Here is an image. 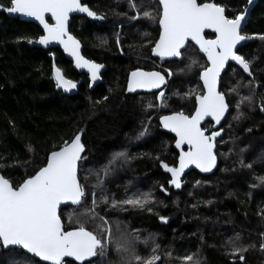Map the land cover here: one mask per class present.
<instances>
[{"label": "trees", "instance_id": "obj_1", "mask_svg": "<svg viewBox=\"0 0 264 264\" xmlns=\"http://www.w3.org/2000/svg\"><path fill=\"white\" fill-rule=\"evenodd\" d=\"M131 2L137 5L139 16L129 0H87L88 8L104 22L71 19L69 30L81 43L83 56L106 66L101 82L91 91L87 77L75 72L58 48L44 51L28 47V39L42 35L38 26L0 14V174L18 185L46 163L50 151L83 130L82 155L86 159L81 162L79 181L87 193L84 204L91 207L95 192L96 212L109 220L115 237L132 243L138 255H159L157 264H184L181 258L186 255H193L198 264H264V250L260 248L264 241V183L258 179L264 177V111L260 110L264 104V41L251 39L238 50L251 61V76L230 65L221 79L220 92L226 97L229 113L220 127L223 136L216 141V171L205 177L191 172L185 177V187L174 192L168 188L169 177L160 166V161L176 164L174 138L159 130L158 118L181 110L186 115L193 113L195 93L203 91L199 74L207 62L190 43L180 62L153 59L158 20L144 17L143 12L155 14L158 2ZM211 2L223 6L229 18L249 7L248 0ZM0 4L10 6V0H0ZM261 33L264 0H252L242 34ZM205 37L213 38L210 34ZM54 66L76 84L73 95L58 89ZM136 69L165 75L167 107L146 108L148 103L160 104L158 93H126L128 75ZM190 91L193 95L186 96ZM242 97L251 99L240 104L243 115L234 120L236 104ZM145 126L147 132L137 138ZM203 128L213 130L210 122ZM117 152L126 155L109 164ZM105 166L110 169L107 174L102 171ZM98 176L102 180L98 181ZM143 192L153 197L144 209L109 206L113 199ZM101 197L108 198L107 204ZM84 210L83 206L62 208L65 229L78 226L79 217V223L99 234V220L83 215ZM160 216L167 219L162 221ZM233 241L247 246L243 261L240 254H231ZM153 248H157L156 253ZM22 255L20 250L0 247V264H12ZM122 255L113 247L106 257L94 259H102V264H122ZM66 264L77 262L66 260Z\"/></svg>", "mask_w": 264, "mask_h": 264}, {"label": "snow or ice", "instance_id": "obj_2", "mask_svg": "<svg viewBox=\"0 0 264 264\" xmlns=\"http://www.w3.org/2000/svg\"><path fill=\"white\" fill-rule=\"evenodd\" d=\"M129 2L130 7L137 10V5L131 0ZM251 2L252 0H248L249 4ZM0 10L35 18L43 26L45 33L39 37L37 43L47 45L51 41H58L65 52L74 58L76 67H86L91 80L99 79L98 74L103 65L86 60L80 55L79 42L68 34L66 21L71 12L86 13L89 17L96 19H103L102 16H98L79 0H10V6L5 7L0 4ZM45 14H50L54 23H48ZM139 15L137 10V16ZM245 15L246 13L241 11L234 18H229L225 15V8L211 0H204V2L158 0V11L155 14L153 11L143 12L144 17L158 20L159 23V38L155 40L151 49L154 55L162 60L165 57L182 59V50L186 47V42L191 40L207 57V66L203 67L199 74V79L203 82V91L195 93V111L191 115H186L181 110L160 117L161 126L175 133V147L181 149L182 145L188 146L187 151H180L179 166H169L164 161H160V166L171 174L168 183L177 189L182 184L181 174L189 165H194L201 172H209L216 166L215 141L221 135L223 128L218 131L213 130L209 134L201 127V121L205 117H211L212 121L219 125L228 111L226 97L217 89L218 79L221 76V70L225 68L226 61H235L245 73L252 75L251 61L246 60L243 55H238L234 49L242 41L251 39L264 41V33L242 34V21ZM137 16H133L132 19H137ZM205 29H211L215 33V38L205 39ZM27 42L31 44L33 40L28 39ZM116 42L119 46V36ZM195 63L196 61H192L193 65ZM53 75L58 88L65 91L76 88V84L65 79L58 68L54 67ZM168 75L171 76L172 73L169 71ZM161 85H166L165 76L161 72H145L136 69L129 74L126 90L135 92L137 89H160ZM229 91L232 92L234 89ZM185 95L191 97L193 92L190 91ZM103 99L107 100L108 97ZM156 99L160 101L159 105L148 103L146 108L167 107L163 91L156 96ZM250 99V97H242L237 102L238 111L233 117L234 120L240 119L243 115L239 111L240 104ZM96 103L99 104L101 101ZM260 110L264 111V104ZM148 119L151 120V117ZM147 130L148 126H145L144 131H141L137 138L144 136ZM81 132H77L70 141H63L56 150L50 151L46 163L40 166L34 175H28L18 185H14L10 179L0 174V247L4 250H22L23 255L19 259H14L12 264H39L40 261L47 264H66L65 258H72L77 264H102V259L98 261L94 258L106 257L109 249L113 247L117 253L124 254L121 256L122 264H157L161 259L159 255L141 257L130 241L113 235L109 220L99 216L95 210L97 206L95 192H93L91 207L84 204L87 193L79 181L81 162L86 159L82 155L84 145L81 142ZM29 151H32L30 146ZM125 155L124 152L115 153L109 164ZM246 166L251 167V165ZM102 171L107 174L110 169L105 166ZM97 178L98 181L102 180L99 176ZM258 179L264 183V177ZM161 190L165 191L163 186ZM101 199L107 204V197H101ZM68 202L73 206H83L85 209L83 215H91L99 220V234L89 230L83 223H79V217L76 218L78 226L65 230L57 210L58 206L66 205ZM152 202L151 193L143 192L133 193L119 201L113 199L109 206L122 208L127 205L144 209ZM147 210L152 211V208L148 207ZM159 218L162 221L167 219L163 216ZM71 220L72 215H69V221ZM261 236L264 237V233ZM231 243V254L233 256L240 254L239 258L243 261V252L247 250V246H238L234 241ZM260 248L264 250V241L261 242ZM152 251L156 253L157 248H153ZM34 258H39V261ZM181 259L184 264H198L193 255H186Z\"/></svg>", "mask_w": 264, "mask_h": 264}, {"label": "water", "instance_id": "obj_3", "mask_svg": "<svg viewBox=\"0 0 264 264\" xmlns=\"http://www.w3.org/2000/svg\"><path fill=\"white\" fill-rule=\"evenodd\" d=\"M86 1H87V0H79V2H80L81 4H83L84 6L88 7V6L85 4ZM156 1L158 2V0H156ZM250 5H251V3L249 4L248 9L245 11L246 15H245V19L242 21V30H243V28H244V26H245V23H246L247 17H248L249 12H250ZM1 13H3L6 17L11 18V19H18V20L23 21V22L32 23V24H34V25H36V26H38V27L40 28V30H41V32H42V35L45 34V33H44L43 26L39 23V21L35 20V18H33V17H28V16H25V15H23V14H19V13H8V12L3 11V10H0V14H1ZM225 15H226V11H225ZM45 17H46V20H47L48 23H50V24H51V23H54V21L51 19L50 14H45ZM74 17H85V18H87L90 22H96V23H103V22H104V19H96V18H93V17H89L86 13H80V12H71V13H69V18H68V20L66 21V30H67L68 34L71 35V36H72L75 40H77L78 42H79V40H78L77 38H75V36H74V35L70 32V30H69V26H70V23H71V19L74 18ZM158 26H159V23H158ZM242 30H241V31H242ZM205 34H210V35L213 36V38H206V37H205V39H214V38H215V33H214L211 29H205V30H204V36H205ZM42 35H41V36H42ZM158 38H159V34H158L157 39H158ZM38 39H39V38H38ZM38 39L33 40V43H31V44L28 43V44H27L28 47H30V48H32V47H36V48L42 49V50H44V51H47V50H50V49H54V48H58V49L62 52V54L64 55L65 59L68 60V61L71 63L72 69H73L75 72H77L78 74H84V75L87 77V80H88V83H89V90H90V91L93 90L94 87H95L96 85H98V84L101 82V80H102L101 75L105 72V70H106V66H104L103 64H100V65H103V67L100 69V72H99V74H98V75H99V79L93 81V80H91V78H90V74H89L87 68H86V67H83V68H78V67H76V63H75L74 58H73L68 52H65L63 46H62L61 44H59L58 41H51V42H49L47 45H42V44H39V43L36 42V41H38ZM157 39H156V40H157ZM248 42H249V40L240 42V44L237 45V47H236V49H234V51L237 52L238 49H240L241 47L247 45ZM189 43L192 44V45H193V46L199 51V53H200L202 56H204V58H205V60H206V62H207V57L205 56V54L202 53V52L200 51V49H199V46L196 45L195 42H193V41H191V40H189V41L186 42V47H185L182 51L184 52V51L187 49V46H188ZM154 44H155V43H154ZM79 45H80V47H79L80 55H81L82 57H84L83 54H82V45H81L80 42H79ZM153 46H154V45H153ZM237 54H238V52H237ZM238 55H239V54H238ZM151 57H152L153 59H155V60H159V61H161V62H172V61L180 62V61L182 60L181 58H171V57H165V58L162 60L160 57L154 55V54L152 53V50H151ZM84 59L88 60V59L85 58V57H84ZM89 61H90V60H89ZM94 63H95V62H94ZM97 64H98V63H97ZM229 65L237 66L240 70L243 71V69H242L238 64H236L235 61H232V60L226 61V63H225V68L221 70V76H220V78L218 79V83H217V89H218V91H220V82H221V78L223 77V75H224V73L226 72V70H227V68L229 67ZM54 67L57 68L56 66H54ZM54 67H53V70H54ZM53 70H52V73H53ZM59 70H60V69H59ZM134 71H135V70H134ZM142 71H145V72H151V71H148V70H142ZM60 72H61V74L64 76V74H63V72H62L61 70H60ZM243 72H244V71H243ZM161 74L164 75L163 73H161ZM244 74H245L246 76H249V75H248L247 73H245V72H244ZM164 76H165V75H164ZM53 78H54V81L56 82L54 75H53ZM64 78L67 79L65 76H64ZM128 78H129V75H128ZM128 78H127V82H128ZM165 79H166V77H165ZM199 80H200V79H199ZM200 83H201L202 88H203V82H202L201 80H200ZM90 85H91V87H90ZM166 85H167V80H166ZM166 85H161V88H160V89H151V90H148V89H137L135 92H128V91L126 90V93H127V94H131V95H136V94H148V93H160L161 91H163V90L165 89ZM58 89H59L61 92H63L64 94H67V95H73V94L76 92V88H74V89H70V90H68V91H65V90L62 89V88H58ZM126 89H127V83H126ZM226 103H227V100H226ZM194 111H195V108H194ZM194 111H193V112H194ZM228 113H229V108H228V111H227L226 114H225V117L222 118L221 124H219V125H216L215 122L212 121L211 117H205V119H204L203 121H201V127L203 128V125H205L207 122H210V123L212 124V128H213V130H217V131L220 130V127H221L222 124L224 123V121H225V119H226ZM169 115H170V114H169ZM158 123H159V130H160L161 132L166 133V134H169V135H171V136L174 138V141H173L172 147H173V149H174V150L176 151V153H177V158H176V164H175L173 167H177V166H179V154H180V151H181V150L187 151V150H188V146L185 144V145H182V146H181V149H177V148L175 147V133H172V132H170L169 130L164 129V128L161 126V124H160V117L158 118ZM213 126H215V127H213ZM213 130H212V131H213ZM207 132H208V131H207ZM208 133L210 134V132H208ZM222 136H223V135H222V133H221V135L218 136V137L216 138V141H218L219 139H221ZM216 141H215V148H214L215 154H216ZM217 163H218V160H217V162H216V166L213 167V169H212L211 171H209V172H201V171H200L199 169H197L194 165H189V166L184 170V172L181 174V180H182L181 187H180L179 189H177V188H175L174 186H172V185H170V184L168 183V188H169V189H172L174 192H179V191H181V190L185 187V185H186L185 177H186L188 174H190L191 172H195V173H197V174H199L200 176H203V177H205V176H209V175H212V174L216 171ZM163 173L166 174V175L169 177V180L171 179V174H170V173L166 172L164 169H163ZM64 207H77V206H73V205H71L70 202H68L66 205H65V204H61L60 206H58V210H57V211H58V215H60V211H61V209L64 208ZM65 230H66V229H65ZM20 251H22V250H20ZM34 259L39 261V258H34ZM66 260L73 261L72 258H65V261H66ZM40 262H41L42 264H47V262H43V261H40ZM74 262H75V261H74Z\"/></svg>", "mask_w": 264, "mask_h": 264}, {"label": "bare ground", "instance_id": "obj_4", "mask_svg": "<svg viewBox=\"0 0 264 264\" xmlns=\"http://www.w3.org/2000/svg\"><path fill=\"white\" fill-rule=\"evenodd\" d=\"M239 50V49H238ZM238 52V51H237ZM230 66V65H229ZM228 69V68H227ZM222 79V78H221Z\"/></svg>", "mask_w": 264, "mask_h": 264}, {"label": "rangeland", "instance_id": "obj_5", "mask_svg": "<svg viewBox=\"0 0 264 264\" xmlns=\"http://www.w3.org/2000/svg\"><path fill=\"white\" fill-rule=\"evenodd\" d=\"M163 92H164V90H163Z\"/></svg>", "mask_w": 264, "mask_h": 264}]
</instances>
